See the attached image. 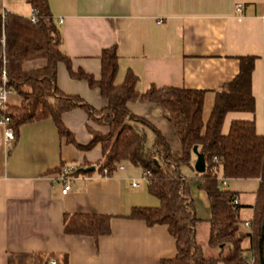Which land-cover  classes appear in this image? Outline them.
Returning a JSON list of instances; mask_svg holds the SVG:
<instances>
[{
	"label": "crops",
	"instance_id": "0c3cea01",
	"mask_svg": "<svg viewBox=\"0 0 264 264\" xmlns=\"http://www.w3.org/2000/svg\"><path fill=\"white\" fill-rule=\"evenodd\" d=\"M48 3L73 73L83 72L98 81L101 53L116 45L115 85H121L131 72L137 77L138 93L152 86L203 91L204 123L210 117L216 92L238 75L239 58L254 57V112L227 113L221 135H228L233 121H245L254 122L256 134L264 138V0ZM237 4H243L241 14L235 11ZM31 10L27 0H0L1 17L13 14L28 19ZM44 65L42 59L29 61L24 63L23 70ZM56 84L61 93L79 97L96 111L107 106L98 89L72 78L63 63L57 67ZM18 105L9 102L8 106ZM127 107L159 130L172 151L180 150L179 140L159 106L130 102ZM61 120L76 144L83 148L92 141L90 132L108 133V127L95 124L81 109L64 113ZM144 132L154 142L153 132L148 128ZM14 135L15 140L7 146L4 128L0 126V264H36L37 257L44 264L51 255H66L68 264H161L175 258L176 242L167 226L149 227L144 221L129 219L133 208L160 206L159 200L148 192V183L139 180L142 169L125 164V170L102 175L97 167L102 160L101 146L78 149L59 136L50 119L24 124ZM195 161L193 155L180 172L188 186L193 175L200 191ZM61 166L94 167L95 171L73 175L71 190L63 195L62 186L55 182L60 173L56 170ZM219 180L223 190L236 194L239 233L247 236L242 248L250 258L253 229L244 223L255 218L259 180H223L221 175ZM133 181L140 183L138 189L131 186ZM188 198L200 221L195 231L196 243L205 256L217 257L221 250L208 246L211 211L207 196L201 190L196 197L189 188ZM75 214L110 216V234L96 242L89 236L65 234V218ZM226 250L227 247L223 252Z\"/></svg>",
	"mask_w": 264,
	"mask_h": 264
},
{
	"label": "trees",
	"instance_id": "16d2710c",
	"mask_svg": "<svg viewBox=\"0 0 264 264\" xmlns=\"http://www.w3.org/2000/svg\"><path fill=\"white\" fill-rule=\"evenodd\" d=\"M31 9L38 12L37 21L7 14L0 16V84L6 74L7 87L20 97L18 106H8L6 114L11 118L10 127L17 133L19 127L50 119L59 136L76 144L72 134L63 126L61 117L75 109L84 111L99 126L108 127L101 135L90 132L91 143L78 149L90 150L99 144L102 160L97 165L103 175L111 176L122 164L138 167L150 173L148 192L159 200L158 208H133L129 219L141 220L147 226L165 225L176 242L174 259L161 264H246L242 242L247 237L239 233L237 209L232 202L236 194L223 190L221 181L230 179H258L256 215L252 226V257L260 264L258 241L264 213V138L256 134L254 122L233 121L227 136L221 128L227 113H253L254 98L251 94V74L254 57L239 58V73L215 94L210 117L203 122L202 108L205 92L174 87H150L144 93L136 91L137 77L128 72L124 82L117 86L118 72L116 45L102 51L101 75L96 81L83 72L73 73L69 58L62 51V37L55 26L48 0H27ZM44 60L39 69L24 71L29 61ZM63 63L72 78L84 80L90 88L98 89L107 102L105 109L96 111L77 96L61 93L56 84L57 67ZM130 102H147L159 106L167 123L175 132L180 150L172 151L161 132L147 120L133 115L127 105ZM2 111L0 110V114ZM144 128L154 134V142L147 148ZM205 158L206 170L200 174L199 189L209 203L211 218L208 246L220 249L217 257H207L195 240L199 220L194 204L189 200V186L180 169L189 164L193 149ZM218 157L219 162H213ZM63 166L56 171L61 172ZM89 175L77 168L73 175ZM110 216L72 215L65 218L64 232L68 235L89 236L96 242L110 234ZM227 247L226 253L223 249ZM264 259V243L262 245ZM42 258L37 257L36 264ZM55 259L56 264H68L66 255H51L44 262Z\"/></svg>",
	"mask_w": 264,
	"mask_h": 264
},
{
	"label": "built area",
	"instance_id": "2783aa9c",
	"mask_svg": "<svg viewBox=\"0 0 264 264\" xmlns=\"http://www.w3.org/2000/svg\"><path fill=\"white\" fill-rule=\"evenodd\" d=\"M236 13L241 14L243 12V4H237L235 8ZM37 14L38 12L34 9L31 10L30 17L28 18L29 22L31 24H35L37 21ZM3 20L5 19V16L2 17ZM10 92V89L7 87V81H6V74L5 72L2 73V83L0 84V110L2 113L0 114V126L4 128L5 131V139H6V145H10L12 141L15 140V135L10 127L11 118L6 114L7 110V96ZM213 162H219L218 157L213 158ZM127 167L125 164H122L118 167V170H125ZM77 168L74 166H63L61 169V172L59 173V176L57 179H55V182L60 184L62 186L61 193L63 195L67 194L71 190V184L73 181V173L75 172ZM104 176H107L106 170L103 172ZM149 177L150 173L146 170H143L142 175L140 177V181L149 183ZM224 185L225 182H222ZM131 186L133 188L138 189L140 187V183L132 182ZM238 201L237 199H234L232 202L233 210H236L238 207ZM244 225L246 227H250V222H245ZM47 264H56L55 260H49ZM246 264H255V260L253 258H248L246 260Z\"/></svg>",
	"mask_w": 264,
	"mask_h": 264
},
{
	"label": "water",
	"instance_id": "95a60500",
	"mask_svg": "<svg viewBox=\"0 0 264 264\" xmlns=\"http://www.w3.org/2000/svg\"><path fill=\"white\" fill-rule=\"evenodd\" d=\"M193 154L196 156V161L194 163V170L198 174L204 173L206 170V163H205L204 156L202 154H199L196 148L193 149ZM93 171H95L94 167H88V168L81 169L82 173H91ZM260 230H261V235H260V238L258 241V255H259L260 264H264V259H263V255H262V245L264 243V213H263V217H262V223H261Z\"/></svg>",
	"mask_w": 264,
	"mask_h": 264
},
{
	"label": "rangeland",
	"instance_id": "374dc122",
	"mask_svg": "<svg viewBox=\"0 0 264 264\" xmlns=\"http://www.w3.org/2000/svg\"><path fill=\"white\" fill-rule=\"evenodd\" d=\"M9 102L13 103V105L20 104V97L13 90H10V92L7 96L8 105H9ZM152 143L153 142H152L151 137L149 139H147V141H146L147 148H150L152 146ZM194 178L195 177H193V175L190 176L189 188H190L192 194L197 197V196H199L201 190L200 191L198 190L197 181ZM202 205H203V203H202Z\"/></svg>",
	"mask_w": 264,
	"mask_h": 264
}]
</instances>
